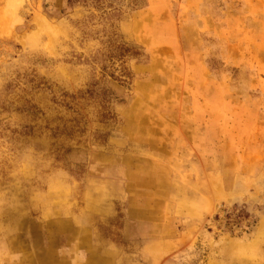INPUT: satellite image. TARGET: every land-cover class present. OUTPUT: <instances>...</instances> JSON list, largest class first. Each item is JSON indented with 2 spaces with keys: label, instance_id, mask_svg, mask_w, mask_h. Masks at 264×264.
Segmentation results:
<instances>
[{
  "label": "rangeland",
  "instance_id": "rangeland-1",
  "mask_svg": "<svg viewBox=\"0 0 264 264\" xmlns=\"http://www.w3.org/2000/svg\"><path fill=\"white\" fill-rule=\"evenodd\" d=\"M7 7L0 264H264V0Z\"/></svg>",
  "mask_w": 264,
  "mask_h": 264
},
{
  "label": "bare ground",
  "instance_id": "bare-ground-1",
  "mask_svg": "<svg viewBox=\"0 0 264 264\" xmlns=\"http://www.w3.org/2000/svg\"><path fill=\"white\" fill-rule=\"evenodd\" d=\"M4 1V0H3ZM16 1L17 0H12V1H9L8 2V0H6L5 1V5H4V7L3 8H0V34H2L3 32V26L6 24L5 23V17L6 16H9V13H8V10H10V9H8V7H7V5H11V6H15L16 5ZM3 3V2H2ZM8 21V20H7ZM10 23H11V21H10ZM9 26V25H8ZM7 27V26H6ZM5 29V28H4ZM6 30V29H5Z\"/></svg>",
  "mask_w": 264,
  "mask_h": 264
}]
</instances>
